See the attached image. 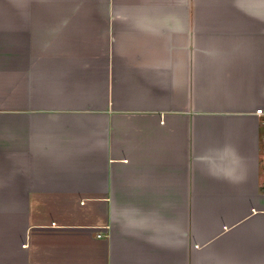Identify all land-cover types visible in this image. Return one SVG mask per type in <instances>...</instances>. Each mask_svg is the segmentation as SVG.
<instances>
[{"label":"crops","instance_id":"obj_1","mask_svg":"<svg viewBox=\"0 0 264 264\" xmlns=\"http://www.w3.org/2000/svg\"><path fill=\"white\" fill-rule=\"evenodd\" d=\"M258 109L264 0H0V264H264Z\"/></svg>","mask_w":264,"mask_h":264},{"label":"built area","instance_id":"obj_2","mask_svg":"<svg viewBox=\"0 0 264 264\" xmlns=\"http://www.w3.org/2000/svg\"><path fill=\"white\" fill-rule=\"evenodd\" d=\"M263 113H264V112H263L262 109H258V110L256 111V114H258V115L263 114ZM102 236H104V234H98V235H97L98 238H101Z\"/></svg>","mask_w":264,"mask_h":264}]
</instances>
